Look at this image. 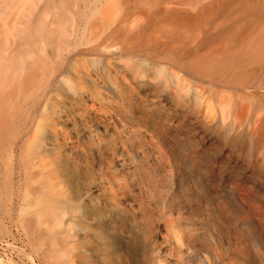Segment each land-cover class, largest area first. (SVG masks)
<instances>
[{
  "label": "bare ground",
  "instance_id": "obj_1",
  "mask_svg": "<svg viewBox=\"0 0 264 264\" xmlns=\"http://www.w3.org/2000/svg\"><path fill=\"white\" fill-rule=\"evenodd\" d=\"M147 1L134 14V0H44L0 44V196L24 201L23 226L50 264H129L119 250L137 264H264V0H206L181 15ZM155 22L166 40L145 36ZM181 26L204 38L183 44ZM231 153L249 163L229 166ZM178 171L231 229L227 256L194 243L192 216L171 213ZM154 228L160 245L147 242Z\"/></svg>",
  "mask_w": 264,
  "mask_h": 264
},
{
  "label": "rangeland",
  "instance_id": "obj_2",
  "mask_svg": "<svg viewBox=\"0 0 264 264\" xmlns=\"http://www.w3.org/2000/svg\"><path fill=\"white\" fill-rule=\"evenodd\" d=\"M43 1L44 0H13L11 1V4L9 3V1L7 2V0H2V2H0L2 4L0 5V44L1 45L5 44L4 46L6 47L11 46V44L13 43V40L17 39V36H15L14 33L18 29L19 23L25 22L29 18V15L33 17L35 13L39 12V11H35L34 7L35 8L37 7L39 9L40 7L44 6ZM158 1H162L161 9L163 10L165 9V11H167L166 9H173L174 15H181L183 13H193L194 14L196 12L195 8H197L201 3L206 2V0H158ZM53 5L56 6L57 2L54 3ZM149 6H151V3L147 0H143L139 2L138 0H134L133 7L135 8L133 9V12L135 14V12L137 11L136 9L138 7L148 8ZM29 7L31 8L30 11L27 10V8ZM74 7H75L74 5H70L69 7H67V9L72 11L74 10ZM68 13L67 15L64 13L67 18V22H69ZM135 18L136 17L132 15L131 18H129L128 21L122 24L120 27L121 29H124L127 32L125 36L127 41H129L128 40L129 38L131 39V38L138 37V35L137 36L134 35L136 32V23H137V20ZM220 21L222 20H217L216 23ZM159 25H160L159 23L155 22V24H153L151 27L148 28L145 36H148L157 41L166 40L169 35L167 31L170 30V27L164 24L165 26L160 25L161 29H158ZM184 29L185 28H183L182 26L178 27L177 31L180 32L181 35L179 34L173 35L174 38L179 39L180 42H185L183 44L192 45L196 39L204 38V36H200L198 34H183ZM80 32H81L80 35L84 33V32L82 33V31ZM190 42L192 43L190 44ZM6 52L7 51H5V53ZM255 106L259 107L258 101L256 102ZM106 124L109 125L111 123L109 121H106ZM199 132L196 131V135H195V136L198 135V137H196L198 140H200L201 135H202ZM211 146L212 148L214 147V145L212 144ZM221 148L222 147H219V148L216 147L215 152L219 153L221 151L220 150ZM225 150L227 151V148ZM145 152L148 154H151L148 151H145ZM252 153L254 154V151ZM244 157L246 156H242V155L235 156L233 155V153H231L230 156L226 158L225 163H227L229 166H233L236 163L239 165L246 166L249 162H248V158L246 157V159H244ZM227 159H228V162H227ZM152 160H153V163H156V159L152 158ZM232 160H234V163H232L233 162ZM17 170L19 174L15 175L14 178L19 180V178L21 179L22 177V173L19 172L20 170L19 167H17ZM2 171H3V166L0 163V176L2 174ZM259 179H264L263 175ZM22 181H23V177H22ZM169 183H170L168 184L169 188L173 191V194H171V197L170 198L168 197V199L170 200H167L169 201L168 205L170 206L169 208H170L171 213L172 214L177 213L178 215L185 214L188 216L189 215L192 216V221H194V224L197 223L196 224L197 232L201 230L198 233V237L193 240L194 243L196 242L195 243L196 245L197 244L199 245L200 243L199 246H201V244L202 246L203 245L209 246V244L212 245L216 242L215 245H217V249H218L217 254L218 256H220L219 258L225 257V255L229 253L230 244H232L231 242L232 238H230L231 229L229 228V226L225 223V221L223 223V220L215 218L213 216H211L212 218L210 219V216L206 213L202 204H200L201 206L199 205V202L204 197L202 196L203 194H200L198 193V191L193 190V189L191 190L189 188V185L192 183V181L190 180V177L187 176L184 172L178 171L174 175L173 179H170ZM12 189L14 190V193L16 192V189H17V192H19V194L22 193L24 190L23 183L21 182L20 186L18 187V184L16 182H13ZM129 190L131 194L135 195L136 197L142 196L141 189L137 185L131 186ZM24 208L26 209V204L24 203V201L19 200V199L11 201L4 195L0 196V264H50L43 257V254L45 253V250H46L44 241L39 240L36 233H30L23 226V217L25 213H23L22 211ZM203 214L205 216H203ZM202 226L205 227V228L203 227L204 230ZM257 229L260 233H262L259 227H257ZM201 232L202 233L205 232L204 233L205 235L204 234H203L204 236L201 235ZM160 233L162 232L154 228L151 231L149 237L147 238V242L153 243L155 245H160L161 244L160 242L161 238L159 239ZM208 234L210 236L206 237V235ZM212 237H215L213 238L214 240L212 239ZM204 239L206 241H204ZM119 251L123 254V257H122L123 261L126 260L129 262V264L138 263L136 254L132 252H127V256H126V252H123V250H119ZM158 255L161 259L169 258L168 252L164 253L163 251H160L158 252ZM189 257H181V260L176 261V263L177 264H206L204 260H201V258L197 256L195 257L191 255ZM176 263L173 261H170V264H176Z\"/></svg>",
  "mask_w": 264,
  "mask_h": 264
}]
</instances>
